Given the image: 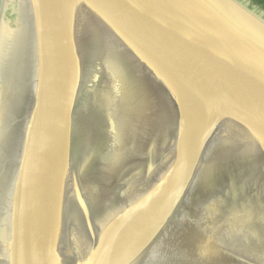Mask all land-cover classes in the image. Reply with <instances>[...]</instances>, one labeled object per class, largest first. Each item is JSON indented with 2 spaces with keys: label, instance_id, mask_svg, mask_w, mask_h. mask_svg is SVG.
I'll list each match as a JSON object with an SVG mask.
<instances>
[{
  "label": "water",
  "instance_id": "95a60500",
  "mask_svg": "<svg viewBox=\"0 0 264 264\" xmlns=\"http://www.w3.org/2000/svg\"><path fill=\"white\" fill-rule=\"evenodd\" d=\"M0 264H264V11L1 0Z\"/></svg>",
  "mask_w": 264,
  "mask_h": 264
},
{
  "label": "rangeland",
  "instance_id": "374dc122",
  "mask_svg": "<svg viewBox=\"0 0 264 264\" xmlns=\"http://www.w3.org/2000/svg\"><path fill=\"white\" fill-rule=\"evenodd\" d=\"M247 1L250 2V4H251L252 6H255V7L259 8V10L264 11V5L261 4V3L259 2V0H258V1H257V0H247Z\"/></svg>",
  "mask_w": 264,
  "mask_h": 264
},
{
  "label": "trees",
  "instance_id": "16d2710c",
  "mask_svg": "<svg viewBox=\"0 0 264 264\" xmlns=\"http://www.w3.org/2000/svg\"><path fill=\"white\" fill-rule=\"evenodd\" d=\"M257 1H258V0H257ZM259 2H260L261 4L264 5V0H259Z\"/></svg>",
  "mask_w": 264,
  "mask_h": 264
},
{
  "label": "built area",
  "instance_id": "2783aa9c",
  "mask_svg": "<svg viewBox=\"0 0 264 264\" xmlns=\"http://www.w3.org/2000/svg\"><path fill=\"white\" fill-rule=\"evenodd\" d=\"M1 1V0H0Z\"/></svg>",
  "mask_w": 264,
  "mask_h": 264
}]
</instances>
